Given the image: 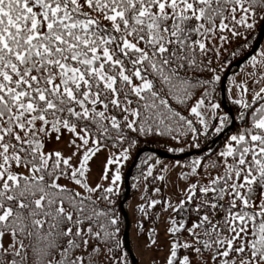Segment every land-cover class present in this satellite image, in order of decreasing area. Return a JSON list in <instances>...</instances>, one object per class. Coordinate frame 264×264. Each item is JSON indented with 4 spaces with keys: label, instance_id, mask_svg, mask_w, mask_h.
I'll use <instances>...</instances> for the list:
<instances>
[{
    "label": "snow or ice",
    "instance_id": "6c2138e0",
    "mask_svg": "<svg viewBox=\"0 0 264 264\" xmlns=\"http://www.w3.org/2000/svg\"><path fill=\"white\" fill-rule=\"evenodd\" d=\"M257 7L264 0H0V264H132L117 207L129 161L132 187L143 183L133 213L147 264H264ZM236 41L229 55L250 69L241 82L220 59ZM213 134L223 139L205 151ZM152 142L174 161L141 154ZM150 179L175 198L159 186L149 196Z\"/></svg>",
    "mask_w": 264,
    "mask_h": 264
},
{
    "label": "trees",
    "instance_id": "16d2710c",
    "mask_svg": "<svg viewBox=\"0 0 264 264\" xmlns=\"http://www.w3.org/2000/svg\"><path fill=\"white\" fill-rule=\"evenodd\" d=\"M256 12H257V16L259 17L260 15L264 14V9H261V8L257 7ZM259 33H260V31L258 30L254 34L256 40L258 38ZM250 39H252V38L250 37ZM216 43H218V41ZM239 43H242V41H236V42H233L231 45H225V48L227 50L226 51H223L222 52V55L220 57L221 61H225V58H226V61H230V63L225 62V66H224L225 72L227 71V68L232 63H234L237 60H240L243 57V55H240V56H237V57L233 58L232 56L229 55V52L233 48H236L237 44H239ZM218 99H219V102L222 105V101H221V91L218 92ZM228 102H229V106L231 108H233L230 100H228ZM233 114H235L234 110H233ZM215 138H216V136L213 134V135L207 137L205 140L202 141V143L205 145V147H208V150L207 151H210L211 150V144H212L211 142ZM221 140L216 144V146L214 148H217V146L220 145ZM143 149H156V150L164 151V152H166L168 154H172V153H169L166 150V145L165 144H158V143H155V142L147 143V144L143 145L142 148H141V150H143ZM145 153H150V152H145ZM154 155L156 157L160 158L158 155H156V154H154ZM102 159H103V157H102ZM160 159L162 161H164V159H162V158H160ZM98 166H100V165L98 164ZM131 166H132V162L129 161L128 162V165L123 170L124 171V182H123V184L121 186V195H120V197L117 200V207L120 210V215H121V220H122V236H121V238H122L123 241H124V234H125V229H126V222H125V218H124V215H123V212H122L121 203L124 200L125 195H126V192H127L126 185H125V178H126V175H127L128 170L130 169ZM94 169H98V167L95 165V168ZM136 173H137V169L135 168L134 171H133V174H132V176L130 178V194H129V198L124 203V209H125L126 213L128 214L129 219H130V245H131V249L134 252V255L136 257L137 264H142L141 263V260L139 259L138 255L136 253L135 244L133 243L132 238H131V235L133 234L134 238H136V242L139 245L138 246L139 249L143 248L144 243H145V240H143V239L138 240L137 239V233H136V223L135 222H136V219H138V215H134V213H133V206H135L139 202L140 196L143 193V183H141L140 190L139 191L135 190L132 187V184H133V176H135ZM148 183H149V191H148V195L149 196H152L153 195L152 189L154 187L159 186V187L162 188L163 195L166 197V195H165L166 188L164 187L163 184H160L159 182H153L151 179L148 181ZM154 198H158V197H154ZM101 206L103 207L104 205H101ZM163 219H164V217L162 216L161 217V220L163 221ZM124 246H125V241H124ZM149 254H151V253H148L147 255H149ZM130 259H131V257H130ZM146 260H148V257H146ZM131 261H132V259H131ZM146 264H147V262H146Z\"/></svg>",
    "mask_w": 264,
    "mask_h": 264
},
{
    "label": "water",
    "instance_id": "95a60500",
    "mask_svg": "<svg viewBox=\"0 0 264 264\" xmlns=\"http://www.w3.org/2000/svg\"><path fill=\"white\" fill-rule=\"evenodd\" d=\"M264 37V33H261L260 34V37H259V41L261 42L262 39ZM258 47V45L256 46ZM245 62L244 58L242 60H240L238 63H236L235 65H233L232 67H240L243 63ZM232 67L228 70L227 74H226V77L229 76L230 74V71L232 69ZM226 81H227V78L224 79V89L222 90V100H223V104L224 106H227V103H226ZM223 136L219 137V138H216L214 141H213V146L222 138ZM206 150V149H205ZM145 152H150V153H154L158 156H160L161 158H165V159H172L174 160L176 157L174 155H170V154H167V153H164L163 151H160V150H153V149H146V150H141V154L145 153ZM195 154L194 152L193 153H189V155H193ZM181 159H184L185 157L181 156L180 157ZM135 167H133V165L131 166V168L129 169L128 173H127V176H126V179H125V184H126V189H127V192H126V196L123 200V202L121 203V208H122V212H123V215L125 217V220H126V231H125V246H126V249L129 251V254L132 258V262L133 264H137L136 263V259H135V256L134 254L132 253L131 249H130V245H129V228H130V222H129V218H128V215L126 213V211L124 210V203L127 201L128 197H129V194H130V188H129V180H130V177L132 176V173H133V170H134Z\"/></svg>",
    "mask_w": 264,
    "mask_h": 264
},
{
    "label": "rangeland",
    "instance_id": "374dc122",
    "mask_svg": "<svg viewBox=\"0 0 264 264\" xmlns=\"http://www.w3.org/2000/svg\"><path fill=\"white\" fill-rule=\"evenodd\" d=\"M263 43H264V42H263ZM248 71H250V69L246 68L245 63H244V64L238 69V71L232 73L229 77L233 78V79H234L235 81H237V82L245 81V80H248V79H249L248 76L246 75V73H247ZM224 72H225V68H223V70H222V75H225ZM229 86H230V81L228 80V81H227V88H228ZM250 86H251V85H250ZM228 96H229V93H228V91H227V98H228ZM221 107H222L223 110H225V108H224L222 105H221ZM230 109H232V108L230 107ZM215 146H216V145L211 146V149H213ZM205 151H207V150H205ZM182 160H183V159H182ZM102 161H103V159H102V157H101V160L97 161L95 165H96L98 168L102 167ZM172 161H174V160H172V159H171V160H164L163 162H164L165 164H168V163H170V162H172ZM98 164H99L100 166H98ZM95 165H93V168H95ZM171 179H174V176H170V177H169V180H171ZM184 187H185V185H184V183L181 181V182H180V189H183ZM165 195H166V197H168V196H173V197L175 198V190L173 189L171 183H169V184L167 185L166 190H165ZM131 238H132L133 243L135 244V247H136V253H137L139 259L141 260V263H142V264H146V262L148 261V260H146V257H148V259H149V257L151 256V254H149V255H147V254H146V255L141 254V251H140V249H139V247H138L139 245H138V243L136 242V238H134L133 234L131 235Z\"/></svg>",
    "mask_w": 264,
    "mask_h": 264
},
{
    "label": "bare ground",
    "instance_id": "6f19581e",
    "mask_svg": "<svg viewBox=\"0 0 264 264\" xmlns=\"http://www.w3.org/2000/svg\"><path fill=\"white\" fill-rule=\"evenodd\" d=\"M240 60L235 61L234 63H232L233 65H235L236 63H238ZM226 87H227V81H226Z\"/></svg>",
    "mask_w": 264,
    "mask_h": 264
}]
</instances>
